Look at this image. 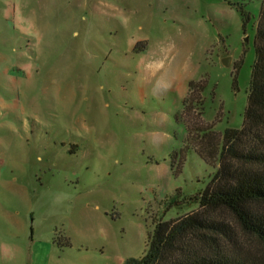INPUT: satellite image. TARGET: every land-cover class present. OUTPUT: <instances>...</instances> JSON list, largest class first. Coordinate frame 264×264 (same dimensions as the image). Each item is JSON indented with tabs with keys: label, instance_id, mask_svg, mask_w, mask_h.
Returning a JSON list of instances; mask_svg holds the SVG:
<instances>
[{
	"label": "rangeland",
	"instance_id": "1",
	"mask_svg": "<svg viewBox=\"0 0 264 264\" xmlns=\"http://www.w3.org/2000/svg\"><path fill=\"white\" fill-rule=\"evenodd\" d=\"M262 3L0 0V264H123L198 208L218 164L178 169L184 99L204 80L205 119L243 126Z\"/></svg>",
	"mask_w": 264,
	"mask_h": 264
},
{
	"label": "trees",
	"instance_id": "2",
	"mask_svg": "<svg viewBox=\"0 0 264 264\" xmlns=\"http://www.w3.org/2000/svg\"><path fill=\"white\" fill-rule=\"evenodd\" d=\"M255 47L242 127L216 130V122L204 117L205 81L190 82L182 110L186 144L179 152L178 169L192 147L207 163L218 164L217 171L207 187L192 197L198 208L159 220L145 254L129 257L123 264H259L233 236L231 217L264 243V0Z\"/></svg>",
	"mask_w": 264,
	"mask_h": 264
},
{
	"label": "water",
	"instance_id": "3",
	"mask_svg": "<svg viewBox=\"0 0 264 264\" xmlns=\"http://www.w3.org/2000/svg\"><path fill=\"white\" fill-rule=\"evenodd\" d=\"M224 62H225L226 64H229L230 61H229L228 58H225Z\"/></svg>",
	"mask_w": 264,
	"mask_h": 264
}]
</instances>
